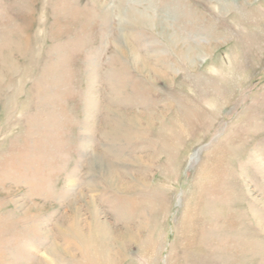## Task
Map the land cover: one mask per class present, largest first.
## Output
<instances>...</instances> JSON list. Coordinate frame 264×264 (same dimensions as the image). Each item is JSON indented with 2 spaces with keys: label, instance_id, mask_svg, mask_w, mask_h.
I'll use <instances>...</instances> for the list:
<instances>
[{
  "label": "rangeland",
  "instance_id": "rangeland-1",
  "mask_svg": "<svg viewBox=\"0 0 264 264\" xmlns=\"http://www.w3.org/2000/svg\"><path fill=\"white\" fill-rule=\"evenodd\" d=\"M0 264H264V0H0Z\"/></svg>",
  "mask_w": 264,
  "mask_h": 264
}]
</instances>
